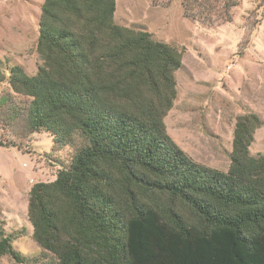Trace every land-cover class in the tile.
<instances>
[{
    "label": "trees",
    "instance_id": "trees-1",
    "mask_svg": "<svg viewBox=\"0 0 264 264\" xmlns=\"http://www.w3.org/2000/svg\"><path fill=\"white\" fill-rule=\"evenodd\" d=\"M242 0H183L187 17L230 22ZM116 0H44L35 75L11 67L30 97L29 133L63 151L53 181L33 184V238L59 264H264L261 118H238L228 171L199 163L167 131L183 53L115 19ZM6 74L0 69V83ZM60 154V153H59ZM0 235V259L24 256Z\"/></svg>",
    "mask_w": 264,
    "mask_h": 264
},
{
    "label": "rangeland",
    "instance_id": "rangeland-1",
    "mask_svg": "<svg viewBox=\"0 0 264 264\" xmlns=\"http://www.w3.org/2000/svg\"><path fill=\"white\" fill-rule=\"evenodd\" d=\"M119 22L137 23L160 41L183 53L176 71L178 96L165 117L168 133L194 160L228 171L238 118L255 112L262 120L250 145L264 154V0H242L230 22L187 17L183 0H120ZM43 0H0V235L13 234L18 262L4 255L0 264H59L33 238L28 219L30 190L39 181H53L84 142L57 156L47 133H29L31 98L16 93L8 76L14 65L29 75L42 60L36 50ZM128 5V6H127ZM128 12V14H126ZM52 148V149H51Z\"/></svg>",
    "mask_w": 264,
    "mask_h": 264
},
{
    "label": "crops",
    "instance_id": "crops-1",
    "mask_svg": "<svg viewBox=\"0 0 264 264\" xmlns=\"http://www.w3.org/2000/svg\"><path fill=\"white\" fill-rule=\"evenodd\" d=\"M44 1V0H43ZM116 2H117V9H116V12H115V19H116V21L118 22V23H120V24H122V25H125V26H131V25H129V24H127V23H123V22H119V19H118V12H119V9H120V5H121V2L122 1H120V0H116ZM43 3V2H42ZM128 6V5H127ZM40 7H41V5H40ZM126 14H128V12H126ZM40 16H41V13H40ZM133 24H137V23H133ZM35 133H42V132H35ZM35 133H32V134H35ZM43 133H46V132H43ZM48 134V133H47ZM48 135H50V134H48ZM52 138V137H51ZM52 146H53V139H52ZM52 149V148H51ZM54 153H55V155H59V151H54ZM29 205V204H28ZM29 219V218H28ZM30 222V221H29ZM32 225V224H31ZM33 232H34V228H33Z\"/></svg>",
    "mask_w": 264,
    "mask_h": 264
}]
</instances>
